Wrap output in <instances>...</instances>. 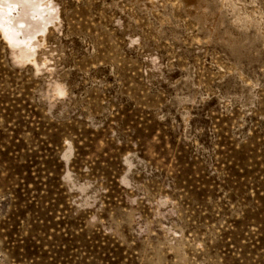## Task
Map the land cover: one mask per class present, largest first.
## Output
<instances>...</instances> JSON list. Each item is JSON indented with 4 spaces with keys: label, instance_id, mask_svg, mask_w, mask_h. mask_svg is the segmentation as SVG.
Returning a JSON list of instances; mask_svg holds the SVG:
<instances>
[{
    "label": "rangeland",
    "instance_id": "374dc122",
    "mask_svg": "<svg viewBox=\"0 0 264 264\" xmlns=\"http://www.w3.org/2000/svg\"><path fill=\"white\" fill-rule=\"evenodd\" d=\"M45 1L0 25V264H264V0Z\"/></svg>",
    "mask_w": 264,
    "mask_h": 264
},
{
    "label": "bare ground",
    "instance_id": "6f19581e",
    "mask_svg": "<svg viewBox=\"0 0 264 264\" xmlns=\"http://www.w3.org/2000/svg\"><path fill=\"white\" fill-rule=\"evenodd\" d=\"M52 16V6L45 0H0V25L12 40L21 39L24 46L25 39Z\"/></svg>",
    "mask_w": 264,
    "mask_h": 264
}]
</instances>
